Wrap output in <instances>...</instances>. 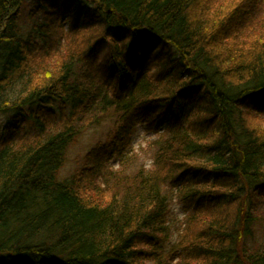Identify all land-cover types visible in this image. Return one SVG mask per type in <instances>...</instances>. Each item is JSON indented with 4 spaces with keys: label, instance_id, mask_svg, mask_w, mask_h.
I'll use <instances>...</instances> for the list:
<instances>
[{
    "label": "trees",
    "instance_id": "16d2710c",
    "mask_svg": "<svg viewBox=\"0 0 264 264\" xmlns=\"http://www.w3.org/2000/svg\"><path fill=\"white\" fill-rule=\"evenodd\" d=\"M241 2L0 0V264H264V34ZM139 125L166 133L148 168ZM173 194L201 218L175 242Z\"/></svg>",
    "mask_w": 264,
    "mask_h": 264
},
{
    "label": "rangeland",
    "instance_id": "374dc122",
    "mask_svg": "<svg viewBox=\"0 0 264 264\" xmlns=\"http://www.w3.org/2000/svg\"><path fill=\"white\" fill-rule=\"evenodd\" d=\"M208 6V10H213L217 8L222 7L226 2L234 3V0H204ZM249 3V0H242V2L238 5V15L236 17H233V19H236L238 17H242L241 19H245L247 16V24H251L253 27H250L251 29H254L250 35L248 33V41L251 42L258 36H254L255 32L264 34V0H251L250 7L246 8V2ZM257 1V2H256ZM226 6V5H225ZM230 5L228 4L227 8ZM226 8V9H227ZM250 8V9H249ZM225 11L227 12L228 10ZM248 9V11H246ZM261 39H264L261 38ZM237 40V39H236ZM234 43V42H232ZM234 45V44H233ZM104 56V53L102 52L100 54V58ZM204 116V115H203ZM200 117H202L200 115ZM259 119L264 124V118L259 117ZM5 121L4 117L0 116V124ZM211 126L213 129H217L219 123L217 121H211ZM158 132L156 130H150L147 129L145 125H139L137 129L134 132V135L130 140L128 149L131 151L132 155L136 154L139 157H142V164H145V167L148 168V165L151 163L150 156L151 153L155 150L156 143L160 141L161 138H164L166 133L164 132L162 125L159 127ZM107 125L101 124L91 130L85 131L80 138L71 146L69 147L66 155V159L64 162V167L60 170L58 174L59 179H63L66 175L65 172L67 171H73L74 169H77L80 167V165L83 162V157L85 153L88 151L91 145L97 141H103V137L106 134ZM115 166V165H114ZM108 194V193H107ZM177 196L173 194L170 199V228H171V234H172V241L175 242L178 235L182 233L184 228L187 227L188 232H196L200 226H201V218H196L194 221L190 222L191 219H189V214L191 211H187L186 206L178 201ZM232 209V212L234 211V206ZM208 212V211H207ZM257 221L255 224V230L256 235H258L260 238L264 237V202L259 208ZM205 219H211L215 217V214L203 216ZM190 224V225H189ZM184 232V231H183ZM200 260H181L174 262H168V264H199Z\"/></svg>",
    "mask_w": 264,
    "mask_h": 264
}]
</instances>
